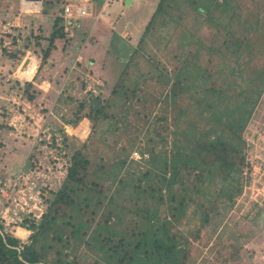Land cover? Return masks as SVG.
<instances>
[{"label": "rangeland", "instance_id": "obj_1", "mask_svg": "<svg viewBox=\"0 0 264 264\" xmlns=\"http://www.w3.org/2000/svg\"><path fill=\"white\" fill-rule=\"evenodd\" d=\"M23 1L0 0V224L4 230L27 241L30 230L20 222L38 218L47 207L66 174L63 154L69 149L86 141L90 155L109 159L122 146L130 149L129 141L145 144L146 138L167 133L166 121L170 124L174 115L163 98L170 87L167 78L172 79L176 70L189 63L188 70L207 73L205 87L226 88V93L243 90L244 97L251 98L253 110L240 130L244 142L241 193L232 205L219 207L221 214L207 223L201 224L198 215L188 216L172 223L170 231L181 233L187 243L183 264H264V83L257 86L247 76L264 77L260 73L264 70V42L250 54L239 47L234 57L227 48L229 29L218 22V10L209 19L199 15L189 0L165 1L168 15L162 17L155 15L160 0H149L151 9L132 0L133 14L123 0H102L101 4L97 0H35L38 8H23ZM234 1L240 5L241 15L260 13L264 22V12H260L264 0ZM67 3L87 7V15L67 17ZM54 16L65 18L66 35L55 41L42 62L41 50L47 47L45 38ZM122 16L147 20L144 26L127 28L129 37L110 39ZM234 20V32L238 35L240 29L242 34V26ZM98 21L101 26L92 30ZM112 26L115 30L109 32ZM32 58L37 60L36 69L30 76H22L19 68ZM25 81L32 86L24 89ZM121 83L125 94L117 96L113 91ZM200 86L202 89V83ZM248 87L260 92L256 95ZM90 93L99 95L102 113H95L89 105ZM90 111L96 118L93 136L94 122L84 116ZM80 116L74 126L64 123ZM60 128L67 134L66 140ZM64 145L68 146L65 150ZM130 151V157L139 158L135 149ZM86 255L77 264L96 260L97 254L87 250Z\"/></svg>", "mask_w": 264, "mask_h": 264}, {"label": "trees", "instance_id": "obj_2", "mask_svg": "<svg viewBox=\"0 0 264 264\" xmlns=\"http://www.w3.org/2000/svg\"><path fill=\"white\" fill-rule=\"evenodd\" d=\"M165 1H159L155 15H168ZM189 3L199 15L206 14L209 19L218 10V22L229 29L227 48L234 57L239 47L250 54L264 42L260 13L254 17L241 15L240 5L234 0ZM261 10L264 12V5ZM233 18L242 26V34L240 29L238 35L234 32ZM153 20L154 15L146 33ZM64 21L62 16L51 20L52 27L45 38L48 44L41 50L42 62L55 47V41L65 37ZM259 35L261 42L257 41ZM188 69L189 63H185L182 70H176L172 79L167 78L168 91H162L167 107L174 112L172 122L166 121L167 133L157 139L150 136L145 144L140 140L128 142L130 149L138 153V159L130 157L126 146L109 159L94 158L86 151V141L63 154L66 174L49 204L38 218H24L20 222L30 230L27 241L7 232L0 224V264H77L78 258L87 257V250L97 254L90 264H183L187 243L181 233H172L169 226L197 215L201 224L207 223L221 214L219 207L224 209L234 203L241 193L240 179L244 173L240 130L253 110L251 98L246 99L243 90L239 94L226 93V88H207V73ZM255 75H247L251 83H264V77L257 80ZM197 81L202 83V89ZM31 86L30 81L24 82V89ZM119 87L112 91L122 96L124 86L121 83ZM249 89L256 95L260 92ZM90 96L91 108L102 113L99 95ZM84 116L94 122L91 133L95 135L96 118L91 111ZM80 119L82 116L64 123L74 126ZM58 131L66 140L64 129ZM214 203L218 204L215 209Z\"/></svg>", "mask_w": 264, "mask_h": 264}, {"label": "crops", "instance_id": "obj_3", "mask_svg": "<svg viewBox=\"0 0 264 264\" xmlns=\"http://www.w3.org/2000/svg\"><path fill=\"white\" fill-rule=\"evenodd\" d=\"M28 1H31V0H28ZM135 1H138V0H135ZM31 2H36L37 4H39L38 3V1H31ZM132 0H123V4H125L126 6H129V9L128 8H126V9H128L130 12H129V14H133L134 13V11H133V9L131 8V6H132ZM139 5H143V7H146L145 6V4H148L147 6H149L150 7V9H151V4H150V2H149V0H140V1H138L137 2ZM142 7H140V9H141ZM126 9L124 10V11H126ZM149 9V10H150ZM126 15V14H125ZM67 16V15H66ZM90 15H88V17H89ZM67 17H69V16H67ZM73 17H75V19H78V18H80V17H84V16H73ZM89 20H91V21H93L92 20V18L90 17V18H88ZM145 20H147L146 18H145ZM145 20L143 19V20H141V22L140 21H138V20H133V19H130L129 18V16H122L121 17V19H120V24L117 26V30H115V28L112 26L111 28H109V32L111 31V29H113V30H115V32H112L111 33V35H110V39H113V37H114V35L115 34H117L118 36H117V38L118 39H123V37H126V35H127V37H129L128 35H130L129 34V30H127V28H131L132 29V27H136V26H139L140 24L141 25H143L144 26V22H145ZM94 22V21H93ZM96 24L97 25H95V26H93V29L92 30H98V27H100L101 26V22H96ZM145 24H146V22H145ZM96 27V28H95ZM123 35H125V36H123ZM124 41V40H123ZM126 41V40H125ZM102 42V41H101ZM98 44V43H97ZM98 47H96L97 49H100L99 47L101 46V44L99 43V45H97ZM31 63H33V67H34V69L32 70V72L36 69V66H37V60L36 59H34V58H32V59H30L29 61H28V63L25 65V66H23V67H21V68H19V70H21V74H22V76H24V73L26 74H28L29 76H30V74L32 73H30L29 71H26V70H29V68H28V66L31 64Z\"/></svg>", "mask_w": 264, "mask_h": 264}, {"label": "built area", "instance_id": "obj_4", "mask_svg": "<svg viewBox=\"0 0 264 264\" xmlns=\"http://www.w3.org/2000/svg\"><path fill=\"white\" fill-rule=\"evenodd\" d=\"M87 7H81L78 4L67 3L64 7V12L67 16H83L88 13Z\"/></svg>", "mask_w": 264, "mask_h": 264}, {"label": "bare ground", "instance_id": "obj_5", "mask_svg": "<svg viewBox=\"0 0 264 264\" xmlns=\"http://www.w3.org/2000/svg\"><path fill=\"white\" fill-rule=\"evenodd\" d=\"M33 5H35V7L36 8H38L39 7V4H37L36 2H31V1H27V0H25V1H23L22 2V6H23V8H27L28 6L29 7H33ZM83 16H86V15H83ZM27 64V63H26ZM26 64H24L23 66H25ZM22 66V67H23ZM28 68H29V70H26V71H29L30 73L32 72V70L34 69V67H33V63H31L29 66H28ZM24 76H26V77H28L29 75L26 73H24ZM85 130H83V131H81L82 133L84 132Z\"/></svg>", "mask_w": 264, "mask_h": 264}]
</instances>
